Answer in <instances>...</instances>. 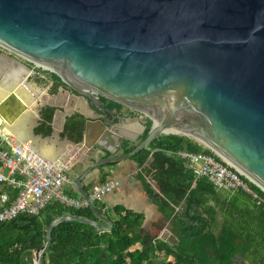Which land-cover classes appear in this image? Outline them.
Masks as SVG:
<instances>
[{
  "label": "water",
  "instance_id": "water-1",
  "mask_svg": "<svg viewBox=\"0 0 264 264\" xmlns=\"http://www.w3.org/2000/svg\"><path fill=\"white\" fill-rule=\"evenodd\" d=\"M0 46L58 75L81 97L76 109L44 107L56 108L53 135L72 115L85 117L83 138L73 144L89 147L92 163L71 185L108 223L57 217L46 245L32 254L34 264L64 221L112 229L81 180L100 166L131 159L161 135L195 138L264 191V0H0ZM3 56L0 86L21 85L23 77L12 73L18 61ZM101 97L133 114L110 115ZM27 108L11 92L0 102V117L11 122L8 113L14 122ZM142 117L152 121L146 138L119 153L125 141L144 134Z\"/></svg>",
  "mask_w": 264,
  "mask_h": 264
},
{
  "label": "trees",
  "instance_id": "trees-1",
  "mask_svg": "<svg viewBox=\"0 0 264 264\" xmlns=\"http://www.w3.org/2000/svg\"><path fill=\"white\" fill-rule=\"evenodd\" d=\"M53 77L59 86L64 85L58 75ZM56 91L55 88L53 92ZM100 102L108 110L124 108L104 97ZM55 111L54 107L42 110L43 123L37 133H52ZM85 123L83 115H72L61 136L80 142ZM146 126L137 142H124L125 153L146 138L152 121L148 119ZM0 146L9 149L1 138ZM181 150L213 153L187 136L166 134L131 158L142 168L144 179L148 178L159 190L155 193L146 184L151 198L171 219L175 241L147 235L142 231L141 215L116 208L114 217L95 200V208L109 217L112 229L103 232L80 221H64L53 229L49 250L40 258V264H264V191L245 177L253 193L218 189L206 177H195L178 155ZM100 182L105 183L106 176ZM3 193H8L11 201L18 196L17 189L0 183V200ZM67 193L79 195L74 191ZM65 214L107 225L89 206L73 209L52 200L38 215L21 214L0 222V264H34L32 254L46 245L48 226Z\"/></svg>",
  "mask_w": 264,
  "mask_h": 264
},
{
  "label": "crops",
  "instance_id": "crops-1",
  "mask_svg": "<svg viewBox=\"0 0 264 264\" xmlns=\"http://www.w3.org/2000/svg\"><path fill=\"white\" fill-rule=\"evenodd\" d=\"M18 63V65H21L24 69L25 67L31 69L28 70V72L24 71V73L21 74L20 78L23 77V84L21 83V85H23L26 91H28L27 93L28 99L30 101L29 103L34 107L31 106L30 108H28L14 122H12L13 117H11L8 113L6 114V116L11 122L7 121L3 117H0L1 141L2 143H6L9 149L21 148L29 145L37 152L45 155V157L57 161L59 165L66 167V173L70 177L72 182V178L74 176L81 173L85 166L92 163V160H89L88 158L89 147L85 146L83 148H77L73 144L75 141L67 137L63 138L59 130H57V134L54 133L53 135L54 130L52 123V133L50 135L45 136L41 133L36 132V129L43 123L42 110L45 108V105H40L39 103L38 92L40 89L37 83H35V85H27L26 82L33 77L37 79L36 82H43V90H46V92L44 94V91L40 90V93L45 95L47 99L49 98L51 101H53L47 103L55 104L56 101V103H59V105H63L70 109H76V107L79 108L80 104L82 103L79 100L81 97L77 94H74L73 92H68V88L65 85L59 86L58 82L54 80L53 74H50L48 72L44 73L41 69H38V67H35L34 65V68L32 69L31 67L23 63ZM23 74L24 76H22ZM55 88L57 89V91L53 92ZM83 101L86 102L84 98ZM38 105L40 107H38ZM40 108L42 110L39 114ZM116 110L117 109L112 111L109 110L111 112L110 115L115 113ZM120 112H123L124 115L133 114V112L127 108H123ZM23 118L24 122L22 124H19L22 122H20V119L23 120ZM142 120L146 123L148 118L142 117ZM19 125H24V133L22 135H19L16 132V128ZM95 132L98 131H96L95 129ZM118 151L119 153H125L123 151V145L119 148ZM105 176L106 182H120L119 187L105 195L101 200H98V202L105 210H109L114 217L116 216V208H122L133 214H139L143 218L142 231H145L147 235L156 236V239H162L164 241H168V239L172 237V239L169 241H175V237L171 232V219L167 218L162 213L159 206L151 198L148 193L146 184H150V189L155 193H159V190L148 178L144 179V176L142 175V168H139L136 162L128 159L122 162L110 163L100 166L99 168H96L89 172L81 180V185L87 190L89 194H91L92 187L95 184H100V180ZM71 182L65 184V192L74 191L75 193H77L73 189ZM177 210H179V207H177ZM106 218L109 219V217ZM138 246L140 247V245Z\"/></svg>",
  "mask_w": 264,
  "mask_h": 264
},
{
  "label": "built area",
  "instance_id": "built-area-1",
  "mask_svg": "<svg viewBox=\"0 0 264 264\" xmlns=\"http://www.w3.org/2000/svg\"><path fill=\"white\" fill-rule=\"evenodd\" d=\"M178 155L187 162L196 178L206 177L218 189L253 193L244 176L216 153L181 150ZM70 182L65 166L31 146L15 149L0 146V183L18 190V196L12 201L8 193L1 195L0 222L21 214L38 215L52 200L73 209L88 206L82 196L65 192L64 186ZM119 186V181L95 184L90 196L93 201L101 200Z\"/></svg>",
  "mask_w": 264,
  "mask_h": 264
},
{
  "label": "bare ground",
  "instance_id": "bare-ground-1",
  "mask_svg": "<svg viewBox=\"0 0 264 264\" xmlns=\"http://www.w3.org/2000/svg\"><path fill=\"white\" fill-rule=\"evenodd\" d=\"M17 69H15L12 73H14V78L19 77L22 73H24L25 69L21 66L18 65V67H16ZM4 70V66L2 63H0V71ZM28 72V71H27ZM27 74V73H25ZM30 74V73H28ZM16 76V77H15ZM24 76V75H23ZM8 77V76H7ZM23 79V78H22ZM23 84V83H22ZM26 85V84H25ZM24 85V86H25ZM29 87V86H28ZM32 88V87H31ZM33 89V88H32ZM15 93L25 104L28 105V108H30L32 105L29 103V99H28V91H26L25 88L20 87V85H18V83H16L15 81L13 82H7L5 85L0 86V102L9 94V93ZM33 94V93H32ZM35 95V94H34ZM34 107V106H32ZM27 108V109H28ZM22 121V122H21ZM19 124H22L24 122V118L23 120L20 119ZM25 124V123H24ZM16 125V124H15ZM24 125H19L16 128V132L19 135H22L24 133V129H23Z\"/></svg>",
  "mask_w": 264,
  "mask_h": 264
},
{
  "label": "rangeland",
  "instance_id": "rangeland-1",
  "mask_svg": "<svg viewBox=\"0 0 264 264\" xmlns=\"http://www.w3.org/2000/svg\"><path fill=\"white\" fill-rule=\"evenodd\" d=\"M0 53L1 54H3L4 56L3 57H5V56H10V57H12V58H14V59H16L18 62H20V63H23V64H25V65H27V66H29V67H31L32 69L34 68V66H33V63H31V62H28L27 60H25V59H23L22 57H20V56H17V55H15L14 53H12L11 51H9V50H7V49H5V48H3V47H1L0 46ZM0 63H2V61L0 62ZM38 69H41V68H38ZM42 70V69H41ZM42 72H47L46 70H42ZM37 81V79L36 78H31L30 80H28L26 83H27V85L29 84V85H31V84H33V85H35V83H37V85L39 86V89L40 90H42V91H44V94H45V92H46V90H43L44 89V83L43 82H41V81H38V82H36ZM40 90H39V103H40V105H45L47 102H53V101H51L49 98L47 99L46 97H45V95H43V94H41L40 93ZM68 90V92H73L72 90H70L69 88L67 89ZM74 93V92H73ZM75 94V93H74ZM59 97H61V96H59ZM50 100V101H49ZM55 104H57L56 103V101H55ZM59 104V103H58ZM38 107H40L39 105H38ZM70 108H67V110H69ZM146 118V117H145ZM57 121H58V123H59V117H58V119H57ZM189 138H191V139H193L195 142H197L198 144H201V145H203L204 147H206L204 144H202L201 142H199L198 140H196L195 138H193V137H189ZM247 179V178H246ZM248 181H250L249 179H247ZM251 182V181H250ZM172 239V237L170 238V239H168V240H171Z\"/></svg>",
  "mask_w": 264,
  "mask_h": 264
},
{
  "label": "flooded vegetation",
  "instance_id": "flooded-vegetation-1",
  "mask_svg": "<svg viewBox=\"0 0 264 264\" xmlns=\"http://www.w3.org/2000/svg\"><path fill=\"white\" fill-rule=\"evenodd\" d=\"M129 113H130V111H129ZM109 122L112 123V124H114V123H116V120H114L111 116H109Z\"/></svg>",
  "mask_w": 264,
  "mask_h": 264
}]
</instances>
